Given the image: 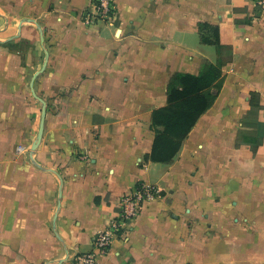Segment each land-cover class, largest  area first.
Listing matches in <instances>:
<instances>
[{
  "label": "crops",
  "instance_id": "1",
  "mask_svg": "<svg viewBox=\"0 0 264 264\" xmlns=\"http://www.w3.org/2000/svg\"><path fill=\"white\" fill-rule=\"evenodd\" d=\"M89 4L0 0V264H79L139 183L161 196L99 264H264V11L117 0L116 20L87 25ZM205 60L223 73L213 104L172 162L146 161L171 77Z\"/></svg>",
  "mask_w": 264,
  "mask_h": 264
},
{
  "label": "trees",
  "instance_id": "2",
  "mask_svg": "<svg viewBox=\"0 0 264 264\" xmlns=\"http://www.w3.org/2000/svg\"><path fill=\"white\" fill-rule=\"evenodd\" d=\"M200 34L204 43L222 46L218 26L202 23ZM222 83L221 66L208 60L203 62L198 75L176 73L171 77L167 104L153 112L155 138L151 153L145 156L146 161L170 163L174 160L192 128L213 104L216 94L212 89L219 91Z\"/></svg>",
  "mask_w": 264,
  "mask_h": 264
},
{
  "label": "built area",
  "instance_id": "3",
  "mask_svg": "<svg viewBox=\"0 0 264 264\" xmlns=\"http://www.w3.org/2000/svg\"><path fill=\"white\" fill-rule=\"evenodd\" d=\"M264 11V0H254ZM118 15L117 0H90L83 21L87 25L104 22L110 23L116 20ZM21 149V147H20ZM161 196L157 185L144 184L137 189L125 193L119 201L117 216L107 226L94 236L92 249L79 256V264H99V257L109 252L112 241L122 234L126 228L140 215L145 204Z\"/></svg>",
  "mask_w": 264,
  "mask_h": 264
},
{
  "label": "water",
  "instance_id": "4",
  "mask_svg": "<svg viewBox=\"0 0 264 264\" xmlns=\"http://www.w3.org/2000/svg\"><path fill=\"white\" fill-rule=\"evenodd\" d=\"M33 86V85H32ZM34 95L36 96L35 90L33 91ZM39 99L42 101L43 103V110H42V119H41V123H40V129H39V134H38V138L35 141V143L33 144V150H35L43 137V133H44V125H45V119H46V114H47V109H46V102L45 100H43L42 98L39 97ZM51 172L55 173L56 175L59 176V178L62 180V178L60 177V175L53 169H49Z\"/></svg>",
  "mask_w": 264,
  "mask_h": 264
}]
</instances>
